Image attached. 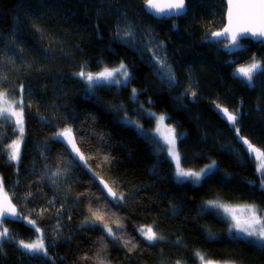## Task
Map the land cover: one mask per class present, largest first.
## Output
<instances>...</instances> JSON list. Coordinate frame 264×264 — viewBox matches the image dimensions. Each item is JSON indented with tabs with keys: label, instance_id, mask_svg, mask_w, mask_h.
I'll use <instances>...</instances> for the list:
<instances>
[{
	"label": "trees",
	"instance_id": "1",
	"mask_svg": "<svg viewBox=\"0 0 264 264\" xmlns=\"http://www.w3.org/2000/svg\"><path fill=\"white\" fill-rule=\"evenodd\" d=\"M144 2L0 0V92L24 102L20 160L0 154L1 189L19 212L0 220L11 235L0 239V264H264L261 242L233 234L207 204L264 210V176L217 108L238 110L240 135L264 151V71L251 85L235 71L253 59L264 64V44L241 39L230 50L211 38L224 23L223 0H186L173 18L147 14ZM144 31L164 42L175 82L159 78ZM125 32L140 43L126 42ZM121 62L127 84L89 91L77 75ZM157 113L175 130L184 169L215 161L198 183L179 180L156 141L124 119L147 129ZM65 128L86 165L54 135ZM19 138L14 120H0V149ZM99 178L123 198L109 199ZM98 208L103 222L92 218ZM148 226L162 239L146 240L140 229ZM37 238L47 256L19 246Z\"/></svg>",
	"mask_w": 264,
	"mask_h": 264
},
{
	"label": "snow or ice",
	"instance_id": "2",
	"mask_svg": "<svg viewBox=\"0 0 264 264\" xmlns=\"http://www.w3.org/2000/svg\"><path fill=\"white\" fill-rule=\"evenodd\" d=\"M146 7L150 11H154L156 14L160 15H172V14H181L183 10L186 8L185 0H164V2H160V0H145ZM229 24L226 28L223 29L222 32H212L211 35L213 37H219L222 35H226L230 39V43L233 45H238L239 40L241 37L245 35H250L253 38H262L264 39V0H236L233 3V0H229V13H228ZM131 32H125L124 36L130 39L132 37ZM156 63H158L161 68L157 69V71H161L162 69H168V80L174 81L175 76L171 74L170 66H168L164 60L157 59ZM236 73L242 77L247 84L251 85L253 82L254 73L258 71H264V64H261L258 61L253 59V62L247 66H241L235 70ZM79 77L84 79L87 84V88L89 91L96 87H100L103 85H121L127 84L128 79L130 77V73L128 71L127 66L121 62L118 67H104V69L97 73L92 72H85L81 70L77 73ZM122 77V79L118 78ZM136 89H133V97H135ZM193 96L196 95L195 92L192 93ZM7 93H0V120L8 119L11 120L12 117H15V122L17 128L20 132V138L17 140H13L10 145H7V149H0V154L3 151L8 150V161H19L21 155V144L23 141V132H24V124H23V109H24V102L21 98L20 100H11L9 101L7 98ZM19 108L20 110L17 111L16 109ZM219 108V105H217ZM224 115L227 117V120L232 124L235 125L238 119V110L235 112H230L227 108L222 109ZM149 116H153L154 114L148 113ZM125 122L128 124H132L133 126L137 127L142 133L143 129L140 125L135 124L132 120L128 119L127 117L124 118ZM157 121V127L155 129L156 132L161 131V126L163 125L166 117L165 115H160L155 117ZM239 132V129H237ZM56 137H63L69 145H71L72 151H74L81 160H86V157L81 153L80 148L77 147L76 141L72 135L71 128H65L60 132L54 134ZM164 141L167 145L168 153L176 161V176L178 178H193L194 181L198 182L203 175H207L211 169L215 166V161L211 164L206 165L205 168L200 169V171H192V170H185L180 166L181 156L176 148V141L177 137L175 134V130L173 128H166L165 133L163 134ZM245 145L248 147L249 153H255L257 159L260 161L257 171L264 176V151H261L260 148H256L252 145L247 139L243 137L240 138ZM2 142V141H0ZM108 157H105L107 160ZM58 173H53V176L57 175ZM104 188L107 189L108 194L113 197L114 199H122L123 194H118L113 190L112 187L108 185L105 181L101 180ZM3 182L0 181V187H2ZM261 185L264 186V179L261 180ZM29 196L31 193L28 194ZM208 205L213 207H222L224 208L225 212H230V209L222 204H219L217 201H208ZM92 218L96 221L103 222L105 217L102 211L98 208L96 210H91ZM260 211L261 215H257V212ZM249 217L241 222L235 216H233V220L235 221V228L245 233L247 236L256 237L264 246V210H258L256 206H248ZM19 217V212L14 204L11 203L7 194L0 198V219L4 217ZM116 223L117 227H121L122 225L118 221H113ZM30 224H34V221H29ZM104 228L109 235L113 234V229L107 224L104 223ZM141 234L145 237L148 241H155L157 239H162L159 237L158 234L153 230L152 226H148L146 228L142 227L140 229ZM36 232H40L39 228H36ZM11 238L10 232L8 228H3L0 230V239ZM128 243V242H126ZM19 246L23 249L27 250L28 253L33 255H45L47 256V247L45 245L43 238H37L31 243H25L24 241L19 242ZM131 247H135L134 244ZM131 250V248H130ZM179 264V262H177ZM208 264H212L211 261Z\"/></svg>",
	"mask_w": 264,
	"mask_h": 264
},
{
	"label": "rangeland",
	"instance_id": "3",
	"mask_svg": "<svg viewBox=\"0 0 264 264\" xmlns=\"http://www.w3.org/2000/svg\"><path fill=\"white\" fill-rule=\"evenodd\" d=\"M139 37L142 39V40H144V46L146 47V49L147 50H149V52H150V54H151V57H152V60H154V63H155V65H156V69H160L161 68V66L158 64V63H156V61H157V59H160V60H164L165 61V63L168 65V66H170V70H171V74H175L174 73V70L172 69V66H171V63H170V61H169V59L167 58V52H166V49H165V44H164V42L162 41V39H159V38H157L155 35H153V37L152 36H150V35H148V33L146 32V31H144V33L143 34H139ZM139 38V39H140ZM138 39V41H137V36L135 35V36H132V38L130 39V43H132V42H134V44H136V42L137 43H140V40ZM124 40H126V41H129V38H124ZM242 45L240 44V42L238 43V45H233V47L232 48H229V46H228V44H227V47L230 49V50H234V49H238L239 47H241ZM252 62H249V64H251ZM249 64H245V65H242V66H247V65H249ZM119 65H117V66H114V67H118ZM104 68H102L101 70H99V71H97V72H100V71H102ZM97 72H92V73H97ZM130 73V72H129ZM158 74H159V78H162L164 81H169L168 80V78H167V75H168V69L167 68H165V69H162L161 71H158L157 72ZM260 73H261V71H258V72H256V73H254V77H253V82H252V84H254V83H256V81H257V79L260 77L259 75H260ZM237 75L239 76V74L237 73ZM118 78H120V79H122V77H118ZM84 80V79H83ZM85 81V80H84ZM170 82V81H169ZM172 83L173 82H175V80L174 81H171ZM85 83H86V81H85ZM87 85V84H86ZM1 93V92H0ZM185 93H188L187 91L185 92ZM189 94V93H188ZM187 94V95H188ZM7 98V97H6ZM9 101H11V100H13V99H10V98H7ZM17 111H19L20 109L19 108H17L16 109ZM160 115H162V114H160V113H157V115H155V117H157V116H160ZM12 120H14V122H15V117H12L11 118ZM16 123V122H15ZM155 125L153 126V127H151V128H147V129H144L140 124H138V125H140L141 127H142V129H143V134H145L147 137H149L150 139H152L153 141H156V143L159 145V148L160 149H162L167 155H168V157L173 161V163L175 164V175H176V161L175 160H173V158L170 156V154L168 153V149H167V145H166V143H165V141H164V136H163V134L165 133V130H166V128H168L169 126H167V124L165 123V121H164V123H163V125L161 126V131L160 132H156L155 131V129H156V127H157V121H156V119H155ZM234 127H236L237 129H238V123L234 126ZM141 132V131H140ZM142 133V132H141ZM176 134V133H175ZM177 137V136H176ZM177 142V141H176ZM176 148H177V143H176ZM253 154V156H254V158H255V160L257 161V166L259 165V163H260V161L257 159V156H256V154L255 153H252ZM180 166L182 167V165L180 164ZM183 168V167H182ZM202 168H205V166L204 167H202ZM201 168V169H202ZM213 169V168H212ZM211 169V170H212ZM185 170H187V169H185ZM192 171H200V169L199 170H192ZM202 176H204L203 174H202ZM202 176H201V178H200V180L202 179ZM178 178V177H177ZM179 180H182V179H187V180H190L191 182L193 181V183L194 182H196V181H194V179L193 178H178ZM199 180V181H200ZM1 181V180H0ZM198 181V182H199ZM197 182V183H198ZM2 187H0V189H1ZM219 204H222V203H219ZM222 205H225V206H227L229 209H230V212H225V210H224V208H222V207H216L217 209H218V211H222L221 213H222V215H224L225 217H227L228 218V220L230 221V225H231V231H232V233L233 234H238V235H243V236H246V237H248L245 233H243V232H240V231H238L236 228H235V226H234V224H235V221L233 220V216H235L237 219H239L241 222H243L244 220H246L248 217H249V212H248V206H252V205H249V204H246V205H229V204H222ZM254 206H256V205H254ZM256 208H257V206H256ZM258 209V208H257ZM257 215H261V213L258 211L257 212ZM262 219H264V216H262ZM1 220V219H0ZM252 239H254L255 241H259L256 237H251ZM260 242V241H259ZM27 243H31V242H27ZM203 264H208V262L207 263H203ZM212 264H225V263H212ZM228 264H231V263H228Z\"/></svg>",
	"mask_w": 264,
	"mask_h": 264
},
{
	"label": "water",
	"instance_id": "4",
	"mask_svg": "<svg viewBox=\"0 0 264 264\" xmlns=\"http://www.w3.org/2000/svg\"><path fill=\"white\" fill-rule=\"evenodd\" d=\"M224 1V4H225V17H224V26H222V28H220L219 30H217L216 32H222L223 31V29L224 28H226L227 26H228V24H229V19H228V13H229V0H223ZM160 2H164V0H160ZM236 2V0H233V3H235ZM185 4H186V8L183 10V12L181 13V14H172V15H167V14H164V15H160V14H156L154 11H150L147 7H146V4H145V2L143 3V8H144V10L146 11V13L147 14H149V15H151V16H154V17H165V18H173V17H178V16H181V15H183L185 12H186V10H187V3H186V0H185ZM251 39V40H253V41H255V42H262L263 44H264V39H262V38H253V37H251L250 35H245L244 37H241V39ZM212 39H219V40H223V41H226V42H228V46L230 47V48H232L233 47V44H231L230 43V39L226 36V35H222V36H219V37H213L212 36ZM225 107H220V109H221V117L223 118V119H225V120H227V117L224 115V113H223V111H222V109H224ZM238 118H239V115H238ZM228 121V120H227ZM229 122V121H228ZM230 123V122H229ZM231 124V123H230ZM73 135V134H72ZM237 135L238 136H240V133L239 132H237ZM73 137H74V139H75V141H76V144H77V140H76V138H75V136L73 135ZM58 139H60V141L62 142V144L66 147V149H68V151H69V153H70V155H71V157L73 158V159H76V160H78L82 165H86V161L87 160H81L80 159V157L74 152V151H72V148H71V145H69L68 143H67V141L63 138V137H58ZM245 139V138H244ZM247 146V145H246ZM77 147H78V145H77ZM80 151H81V149H80ZM81 153H82V151H81ZM101 180H103V181H105L104 179H101V178H99V184H100V186H101V189H103L104 190V192H105V194H106V196L109 198V199H112V200H116V199H114L113 197H111L109 194H108V191H107V189L106 188H104V186H103V184L101 183ZM106 182V181H105ZM107 183V182H106ZM109 185V184H108ZM5 194L2 192V189H0V198H2L3 196H4Z\"/></svg>",
	"mask_w": 264,
	"mask_h": 264
},
{
	"label": "bare ground",
	"instance_id": "5",
	"mask_svg": "<svg viewBox=\"0 0 264 264\" xmlns=\"http://www.w3.org/2000/svg\"><path fill=\"white\" fill-rule=\"evenodd\" d=\"M224 24V23H223ZM224 26V25H223ZM212 36V35H211ZM212 38V37H211ZM249 39V38H248ZM215 40V39H214ZM219 40V39H218ZM241 40V39H240ZM223 41V40H222ZM224 42H226V41H224ZM260 42V41H259ZM262 43V42H261ZM227 44H228V42H226V46H227ZM230 48V47H229ZM192 95V94H191ZM191 99H193V96H191ZM218 110L220 111V115H221V109L220 108H218ZM229 110V109H228ZM230 112H235V111H232V110H229ZM239 115V114H238ZM225 120V119H224ZM240 121V118H238L237 119V122L235 123V125L238 123ZM226 122H227V125H228V127L232 130V133L234 134V136H235V139L240 143V144H242L243 146H245V147H247L244 143H243V141L240 139L241 137H243V138H245V139H247L246 137H244V136H238L237 135V130L235 129L236 127H234L235 125H232V124H230L227 120H226ZM139 130V129H138ZM249 141V140H248ZM250 142V141H249ZM248 148V147H247ZM257 148V147H256ZM177 151H178V149H177ZM246 204H249V203H246ZM246 204H235V205H246ZM229 205H231V204H229ZM234 205V206H235ZM249 205H253V204H249Z\"/></svg>",
	"mask_w": 264,
	"mask_h": 264
}]
</instances>
